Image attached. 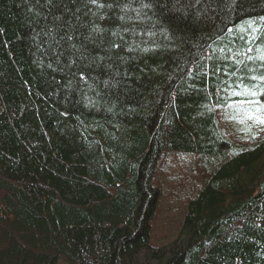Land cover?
Wrapping results in <instances>:
<instances>
[{
  "label": "trees",
  "instance_id": "trees-1",
  "mask_svg": "<svg viewBox=\"0 0 264 264\" xmlns=\"http://www.w3.org/2000/svg\"><path fill=\"white\" fill-rule=\"evenodd\" d=\"M263 21L264 0H0V264H264ZM245 101L251 141L220 129ZM168 153L196 189L152 244Z\"/></svg>",
  "mask_w": 264,
  "mask_h": 264
},
{
  "label": "rangeland",
  "instance_id": "rangeland-1",
  "mask_svg": "<svg viewBox=\"0 0 264 264\" xmlns=\"http://www.w3.org/2000/svg\"><path fill=\"white\" fill-rule=\"evenodd\" d=\"M233 106L234 105H232V107ZM244 106L245 105L237 104V106L234 107H238V110L233 107L231 110L227 109L222 111L224 112L225 119H227L228 122L226 124L221 123L220 129L224 133L230 135L235 134V136L239 139L240 136H242L246 139V141H251L253 137L254 139H256V137L251 133L250 128L238 126V123L245 122L237 118L233 123V120L230 121L228 118L232 115H237L236 111H241L242 114L249 112V110L245 109ZM257 108H260V111H255V115L262 117V120H264V100ZM251 117L252 116L250 115L249 121L252 120ZM245 125L247 127V123H245ZM161 161V166L158 169L157 180L161 183L163 195L159 204L158 213L156 215V222L151 232L152 244H160L162 239L171 238L176 234L181 223L184 201L186 198L178 196L174 191L184 189L187 196H190L196 189L195 180L199 171V168L196 167L197 161L194 156L170 153ZM163 236L166 237L163 238Z\"/></svg>",
  "mask_w": 264,
  "mask_h": 264
},
{
  "label": "bare ground",
  "instance_id": "bare-ground-1",
  "mask_svg": "<svg viewBox=\"0 0 264 264\" xmlns=\"http://www.w3.org/2000/svg\"><path fill=\"white\" fill-rule=\"evenodd\" d=\"M249 21H250V22H249ZM249 21H247V26H248V27H249V26H252V25H251V23H252L251 19H250ZM263 22H264V21H263ZM258 30H259V28H258ZM258 30H256V31H258ZM253 34L256 35V33H254V32H253ZM204 58H206V57H205V54L199 55V56H198V61L203 60ZM207 68H208V66H207ZM168 154H170V153H168ZM168 154H166V155H168ZM192 156H194V155H192ZM194 158L196 159V161H198L196 156H194ZM156 177H157V176H156ZM156 180H157V179H156ZM157 181H158V180H157ZM158 184L160 185V188H161V190H162V192H163V188H162V186H161V183L158 182ZM175 193H176L178 196H181V197H183V198H186V199L188 198L186 191L183 190V189H178L177 191H175Z\"/></svg>",
  "mask_w": 264,
  "mask_h": 264
},
{
  "label": "snow or ice",
  "instance_id": "snow-or-ice-1",
  "mask_svg": "<svg viewBox=\"0 0 264 264\" xmlns=\"http://www.w3.org/2000/svg\"><path fill=\"white\" fill-rule=\"evenodd\" d=\"M255 79V78H254ZM260 80L264 81V76L259 77ZM249 94L252 96H255L256 93L249 90ZM245 103H252V101H245ZM256 103H259V101H256ZM256 111H260V108H257ZM262 124H264V120L260 121Z\"/></svg>",
  "mask_w": 264,
  "mask_h": 264
}]
</instances>
